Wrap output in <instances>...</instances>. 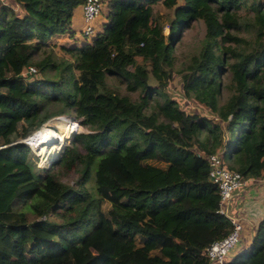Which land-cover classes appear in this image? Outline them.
<instances>
[{
	"label": "trees",
	"instance_id": "16d2710c",
	"mask_svg": "<svg viewBox=\"0 0 264 264\" xmlns=\"http://www.w3.org/2000/svg\"><path fill=\"white\" fill-rule=\"evenodd\" d=\"M85 1L0 0V191L13 194L0 212V264H209L206 250L232 225L218 213L208 156L244 181L264 179V0H101L95 36L61 46L71 62H57L44 49L74 40ZM160 7L174 9L167 36ZM198 21L203 45L177 74L205 116L166 93L176 45ZM108 78L125 94L109 91ZM64 116L86 132L50 168L12 145ZM62 128L64 144L78 129ZM108 154L134 188L95 167ZM71 175L75 186L62 182ZM230 256L227 264H264V219L249 248Z\"/></svg>",
	"mask_w": 264,
	"mask_h": 264
},
{
	"label": "rangeland",
	"instance_id": "374dc122",
	"mask_svg": "<svg viewBox=\"0 0 264 264\" xmlns=\"http://www.w3.org/2000/svg\"><path fill=\"white\" fill-rule=\"evenodd\" d=\"M1 1H6L8 2V0H1ZM182 3V0H179V4ZM9 4V3H8ZM11 6V5H10ZM15 10L17 12H20V8L18 6H14ZM104 11V7H102V11L100 12L101 14ZM101 14L99 15V17L97 18V21H95L94 23V34H92L91 36H88V39H90L91 37L95 36L96 31L99 28V22H101L103 20V17H101ZM156 15L161 16V22L163 23V34L164 36H167L169 31H168V24L174 20V9H164L163 7H160L159 10L156 11ZM73 25H75V19H73ZM77 30H74L75 32V37L74 40H72L71 38L68 37V35L59 38V39H53V40H49L48 42V46L47 49H44L45 51L49 52V49L54 52L55 57L57 62H61V61H65V62H71V59L68 57V55L66 53H64L63 51H61V46L65 45V46H73V43H75V45H80L81 43L84 42L85 37L82 35L83 34V27L78 26L76 28ZM204 36H205V30H204V25L202 22H194L188 29H186L183 33L182 36L179 40V42L176 45V49H175V65H174V75H172L173 79L169 82V84L167 85V89H166V93L170 96V98L177 100L179 102V105L183 108V107H187L189 112L188 114H191L192 110H196L198 112L199 116H205L207 114V112L200 108L199 106L194 105L195 102L185 99L184 95L181 91V79L180 76L177 74V72L183 68V66L189 61L190 57L194 54H197L200 50V48L203 45L204 42ZM89 42V40H87ZM41 54H39L38 56L34 57L33 61H37L39 60ZM29 68L22 70V72L27 71ZM41 76V75H40ZM39 76V78H40ZM28 79V78H27ZM148 83L150 86H156V82L152 79L149 78ZM105 85L107 87V89L113 93L119 94V95H123L125 94V86L122 84H119L117 82L116 79H106L105 81ZM137 93L136 94H132L130 97L133 100L137 99ZM59 118H67L68 120H74V122L76 124L79 125L78 130L75 132V134L68 139L65 143H64V147H66L68 144H70V142L72 141L73 137L81 132H86V130L81 126V124H79L80 121L75 120L69 116H64V117H55L53 119H51L50 121L46 122L41 128H35L33 130H31V133L28 134V137L30 138L31 136L35 135L36 132L40 129H42L43 127L45 128H50L53 130V134L56 135L55 137H59L61 138V136H59V134L61 132H63L65 129L62 128L63 125V120H61V122L58 121ZM52 132V131H51ZM51 137V135H50ZM49 136L47 137L48 140ZM53 140V139H51ZM30 141V140H29ZM46 140L41 138L40 144L44 143ZM56 142V141H54ZM58 144V141H57ZM57 144L55 146H53V148H55L57 146ZM32 146H34L32 144ZM62 146V147H63ZM31 150V146H28ZM44 147H47L44 146ZM62 147H60V150L62 149ZM35 150V149H34ZM59 150V156L62 153V150ZM54 151V149L51 150V152ZM35 152L37 153V155L39 156V159L36 161V163H40L45 162V167L43 168H50L51 165L58 159L52 161V155H50V151H49V155L41 154L38 152V150H35ZM43 152H46V150H44ZM50 159V160H49ZM117 160V155L115 154H108L106 156H100L99 158L96 159L95 162V167L98 168L100 166L105 167L110 175L113 178H116L123 186L128 187V188H134V184L133 182L129 179L128 175L125 173V171L123 169H120L116 163ZM78 177H76V175H71L69 177H62V182L69 185V186H75V182L77 181ZM229 202H227V204L225 205V209H228L229 206ZM1 206V205H0ZM1 208V207H0ZM163 220L162 218H159V220ZM242 224V222H240ZM243 227V225H242ZM157 230H161V225L159 224L158 226H156ZM246 235V230H242L240 232V236H239V240L240 243L238 244L237 249L241 250L244 249L242 248V238L243 236ZM247 250V249H245ZM244 250V251H245ZM235 251V250H234ZM233 251V252H234ZM232 252V253H233Z\"/></svg>",
	"mask_w": 264,
	"mask_h": 264
},
{
	"label": "built area",
	"instance_id": "2783aa9c",
	"mask_svg": "<svg viewBox=\"0 0 264 264\" xmlns=\"http://www.w3.org/2000/svg\"><path fill=\"white\" fill-rule=\"evenodd\" d=\"M101 0H86L82 6V16L85 24L83 30V35L88 37L94 34V23L102 11ZM36 75V71L33 68H29L27 71L23 72V76ZM39 131V130H38ZM29 137L23 138L20 142L30 146L27 143ZM48 142L46 145L48 146ZM45 145V146H46ZM37 150V149H35ZM34 148L31 151L38 157ZM39 152V151H38ZM45 162L38 163L39 168L45 167ZM208 164V180L217 186L219 191V214L226 215L225 205L231 200L235 191L241 189L245 186V181L242 180V176L237 172H232L226 169L220 156L212 154L207 158ZM264 181V179H263ZM232 230L221 240L215 241L205 252V258L208 260L209 264H227L228 258L232 252L237 248L240 243L239 236L240 232L243 230L242 224L236 220L231 219Z\"/></svg>",
	"mask_w": 264,
	"mask_h": 264
},
{
	"label": "crops",
	"instance_id": "0c3cea01",
	"mask_svg": "<svg viewBox=\"0 0 264 264\" xmlns=\"http://www.w3.org/2000/svg\"><path fill=\"white\" fill-rule=\"evenodd\" d=\"M74 19L76 25H73L74 30H77L76 28L78 26H84L82 21V8L76 10ZM12 196V193L3 195L0 191V212L6 208L7 204L11 201ZM226 214L231 219H236L239 222H242L243 230H246V235L243 236L241 241L242 248L244 249H235L230 256L232 258L234 255L249 248L258 224L264 219L263 179L260 177L246 179L245 186L234 192L229 202L228 209H226Z\"/></svg>",
	"mask_w": 264,
	"mask_h": 264
},
{
	"label": "bare ground",
	"instance_id": "6f19581e",
	"mask_svg": "<svg viewBox=\"0 0 264 264\" xmlns=\"http://www.w3.org/2000/svg\"><path fill=\"white\" fill-rule=\"evenodd\" d=\"M59 119H63V122H68L71 126H72V128H76V129H78L79 128V126H78V124H76V123H73V122H71L70 120H68V119H65V118H59ZM66 130V129H65ZM52 131V132H51ZM75 134V133H74ZM50 135H51V137H50ZM63 135V132H61L60 134H59V136H62ZM49 136V138H48V140H47V137ZM56 135H54L53 134V130L52 129H50V130H47L46 129V127L44 128H42V129H40L39 131H37L36 132V134L35 135H33V136H31L29 139H27V143L32 147V148H34V149H37L38 151H39V153H41V154H46V155H49V151L51 152V150L53 149V146H55L56 144H57V141H58V143H60V146L62 145H64V144H62V142H60L61 141V138H59V137H55ZM71 136H73V134L71 135ZM41 138L42 139H45L46 141L44 142V143H42L41 145H39V144H37V143H40V141H41ZM71 137H69L68 139H70ZM51 139H53V140H51ZM68 139H66V140H64V143L68 140ZM30 140V141H29ZM54 141H56V142H54ZM49 143V145L47 146V147H44L45 145H46V143ZM32 144L34 145V146H32ZM60 146L55 150V151H52L51 153H50V155L49 156H51L52 155V159L53 158H56L57 157V154L59 153V150H60ZM44 150H46V152H43ZM51 159V160H52ZM50 160V159H49Z\"/></svg>",
	"mask_w": 264,
	"mask_h": 264
},
{
	"label": "water",
	"instance_id": "95a60500",
	"mask_svg": "<svg viewBox=\"0 0 264 264\" xmlns=\"http://www.w3.org/2000/svg\"><path fill=\"white\" fill-rule=\"evenodd\" d=\"M73 121H74V120H73ZM79 124H80V122H79ZM20 143H21V142L19 141V142H16V143L12 144V145L20 144ZM63 148H64V146L62 147V149H63ZM62 149H61V150H62ZM61 150H60V151H61ZM58 157H59V153L57 154V157H56V158H53V159H52V161L56 160Z\"/></svg>",
	"mask_w": 264,
	"mask_h": 264
},
{
	"label": "clouds",
	"instance_id": "9594fccd",
	"mask_svg": "<svg viewBox=\"0 0 264 264\" xmlns=\"http://www.w3.org/2000/svg\"><path fill=\"white\" fill-rule=\"evenodd\" d=\"M102 7H103V6H102ZM20 141H21V140H20ZM21 144H23V143H21ZM24 145H25V144H24ZM48 145H49V144H48ZM26 146H27V145H26ZM27 147H28V146H27ZM28 148H29V147H28ZM29 149H30V148H29ZM63 149H64V148H63ZM63 149H62V150H63Z\"/></svg>",
	"mask_w": 264,
	"mask_h": 264
}]
</instances>
